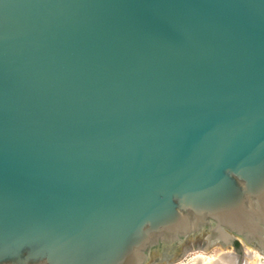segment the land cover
I'll return each mask as SVG.
<instances>
[{
  "label": "water",
  "instance_id": "water-1",
  "mask_svg": "<svg viewBox=\"0 0 264 264\" xmlns=\"http://www.w3.org/2000/svg\"><path fill=\"white\" fill-rule=\"evenodd\" d=\"M264 255V0H0V264Z\"/></svg>",
  "mask_w": 264,
  "mask_h": 264
},
{
  "label": "rangeland",
  "instance_id": "rangeland-1",
  "mask_svg": "<svg viewBox=\"0 0 264 264\" xmlns=\"http://www.w3.org/2000/svg\"><path fill=\"white\" fill-rule=\"evenodd\" d=\"M238 242L241 245V251L239 252L234 251L232 249V245L226 246L225 249H222L218 246H213L206 252L202 251L201 249H195L192 251H187L181 259L171 264H190L192 262V258L196 254H201L202 257L207 259L209 262H212L211 264H214V262L215 264H259L258 260L256 259V254L261 256L263 255L260 254L256 248L248 246L241 241Z\"/></svg>",
  "mask_w": 264,
  "mask_h": 264
},
{
  "label": "bare ground",
  "instance_id": "bare-ground-1",
  "mask_svg": "<svg viewBox=\"0 0 264 264\" xmlns=\"http://www.w3.org/2000/svg\"><path fill=\"white\" fill-rule=\"evenodd\" d=\"M261 254V253H260ZM223 255V254H222ZM257 255V260L259 262V264H264V255L261 256L259 254H256ZM222 257V256H221ZM256 260V261H257ZM213 261V259H212ZM227 261V260H226ZM212 262H209L207 259H205L204 257H202L201 254H196L193 258H192V262L190 264H211ZM215 264V262H214ZM258 264V263H256Z\"/></svg>",
  "mask_w": 264,
  "mask_h": 264
},
{
  "label": "trees",
  "instance_id": "trees-1",
  "mask_svg": "<svg viewBox=\"0 0 264 264\" xmlns=\"http://www.w3.org/2000/svg\"><path fill=\"white\" fill-rule=\"evenodd\" d=\"M235 244H236V246H237V245H238V242L236 241Z\"/></svg>",
  "mask_w": 264,
  "mask_h": 264
}]
</instances>
